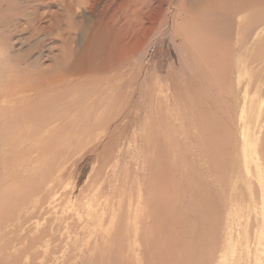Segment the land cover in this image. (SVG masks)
<instances>
[{
    "label": "rangeland",
    "instance_id": "374dc122",
    "mask_svg": "<svg viewBox=\"0 0 264 264\" xmlns=\"http://www.w3.org/2000/svg\"><path fill=\"white\" fill-rule=\"evenodd\" d=\"M187 2L189 0H160L163 14L158 20L157 16L150 17L146 13L145 6L139 0H0V57L2 54L5 57L3 60L9 61L10 65L16 68H27L34 72L41 61H44V66H50L54 60L57 61L56 59L64 49L70 51L73 63H76L87 42L88 32L102 30L106 34L113 35L115 28L123 27L124 19L132 13L141 15L134 19L136 25L134 28L139 27L140 30L135 31V35L133 33L129 36L123 42L124 44H120L117 48L118 53L126 52L129 57L133 48L139 45L138 42L144 41L140 47H137L139 49H136L134 55L119 66L121 74L110 81L106 80L100 87V91L108 90V94L101 97L105 103H98L93 109L92 107L88 109L90 113L93 111V114L103 118L111 116L115 111L116 114L119 112V115H115L116 119L105 127L78 136L84 140L79 138V145H84L79 146L74 153L75 156L73 154L70 160V175L64 178L62 183H57L62 180L60 178L55 180V185L59 186V193L66 189L70 191L68 193L70 195L61 197L59 194L55 198V204L46 215L35 218L19 230L20 232L17 230L18 233L14 231L16 220H19L22 215L34 214L37 210L34 206L40 198L38 195L34 196V193L32 195L27 193L31 197L28 205H23L22 195L26 193L8 192L20 189L23 172L33 171V168L30 169V166L27 167L21 162L20 164L7 162L6 152L14 154L15 151L21 149L20 147L13 148L4 142L3 131L8 130L9 125L2 110L7 105L0 96V210H2L0 211V264H145L142 254L145 250L150 251L147 255L150 261L157 260L156 255L154 256L151 245L144 241L140 246H136L135 252L133 251L137 238L136 232L145 236L146 233L143 232L148 231L146 228L149 224L154 227L155 218L159 217L158 214L163 207L168 208L176 201L180 205H178L180 207L177 208L178 211H183L189 217L192 215V209L188 210L185 206L194 199H198L199 193L186 190L189 184L185 180H180L179 177H177V180L179 179L177 182H182L179 183L178 191L171 180L168 184L169 180L164 174L170 171L172 155L171 159L167 160L171 162L169 161L166 165L160 151L156 152L147 144L148 140L154 139L152 138L155 135L154 132L161 130V123L166 125L170 122L175 125L174 128L171 127L172 138L178 137L183 144L182 149L189 154L197 151L192 149L193 145L186 137L188 132H195L194 129L180 125L182 110L185 111L183 103L179 99L173 103V98L180 91L191 94L196 92L194 85L196 79L190 74L186 62V51L180 36L175 33L176 25L184 16L183 11L187 8ZM149 25L154 26L151 31L145 28ZM114 53H117L116 50ZM262 64L259 76L260 88L256 92L252 85L248 86L249 96L244 112L248 122L241 131L247 145V156L245 157L247 163L243 164L247 168H243L241 162L239 164V168H242L241 172L229 174L226 177V193H209L219 195L221 201L226 200L223 204L227 203L228 210L230 209V220L228 223L224 221L219 233L225 240L222 247L218 249L217 259L219 260L221 255L223 258L219 263L216 262L217 264H240L241 261L242 264H264V160L261 159V153L260 157L258 156V140L261 141L264 138V63ZM84 67L85 64L77 66L79 70ZM116 71L118 72V70H113L110 74L106 73L112 75ZM83 73L85 77L97 76V73L95 75L87 71ZM237 75L236 72L233 78L236 86L239 84ZM242 75L246 74L242 73ZM133 78L135 80L132 84ZM183 78L187 79L188 86L179 84L175 88L174 82L181 83ZM244 83L246 80L242 79V87L245 86ZM94 92L95 90L85 91V97L93 98ZM130 92H132V99L130 98L128 102ZM241 93H243V88H241ZM204 95H202L203 98ZM163 112L168 113V116L160 121L155 113L163 116ZM14 128L16 129L17 126ZM34 131L37 132L35 135L37 139H46L45 129L36 128ZM26 146L27 144L23 148ZM155 155L158 156L157 159L160 162L157 161ZM34 156L38 157L37 154ZM4 161L12 164H6L3 167ZM154 161L159 162L158 165ZM150 162L156 166L153 167ZM151 166L152 170H149ZM189 168L199 172V174L195 173V177L197 174L199 176L205 173L201 176L209 182L212 181L210 185L221 183L217 180L220 178L216 179L209 173L204 160L193 161V165L185 162L181 172L187 176ZM17 171H21L20 174L16 175ZM159 171H162L161 178ZM155 175L156 178L153 177ZM147 177L156 179L157 182L148 181ZM24 179L27 177L25 176ZM196 179H192L189 183L196 184ZM147 181L156 183V186H153L157 197L156 194L151 193L153 183L148 186ZM141 182L144 183L141 184ZM161 186L165 187L166 193L160 192L162 191ZM146 187L150 188L151 192ZM207 187L211 189L210 186ZM145 191L151 194V200ZM176 194H179L178 197ZM137 196L139 199L136 198ZM231 198L232 206L229 205ZM146 199L149 201L147 202ZM161 201H164L163 204L160 203ZM152 205L156 206L153 207L155 210ZM148 206H151L149 207L151 213L148 212L147 216ZM143 207L145 210H143V216L145 214L146 216L141 223L146 222L145 227H141L142 224L140 220L138 222L135 215L139 208ZM152 211L154 213L157 211L158 214ZM68 215L71 218L68 221L69 224L61 219ZM124 217H126L125 220H123ZM151 225L149 229L152 228ZM122 227L125 230L123 232H121ZM141 228L145 230L142 231ZM124 237L127 239L126 242ZM226 240L227 244H225ZM197 254L202 255L204 251L197 252Z\"/></svg>",
    "mask_w": 264,
    "mask_h": 264
},
{
    "label": "bare ground",
    "instance_id": "6f19581e",
    "mask_svg": "<svg viewBox=\"0 0 264 264\" xmlns=\"http://www.w3.org/2000/svg\"><path fill=\"white\" fill-rule=\"evenodd\" d=\"M139 1L145 6L146 13L150 17L154 15L160 20V16L163 14L160 0ZM156 2L158 3L156 4ZM183 14L184 16L180 18V23L175 27V33L180 36L182 45L186 51V62L188 63L190 74L196 79V84H194L196 92L191 94L180 91L177 93L178 96L176 95L173 98V103L178 99L183 103L185 111L182 110L180 125H186L194 129L195 132L189 133L186 131V133L188 132L186 137L193 145V148H191L197 151L189 154L186 150L182 149L183 144H181L178 137L176 139L172 138L171 127L174 128L175 125L170 122L166 123V125L161 123V130L155 131L156 133L154 132L155 135L152 137L154 139L148 140L147 144L149 148H154L156 152L160 151V155L163 156L162 158L166 165L170 161L167 160L172 155V162L170 161L171 164L169 163L171 165L170 171L164 174L169 180L168 184H170L171 180L178 191L179 183L185 180L189 184L186 190H189V192L196 191L195 193H199V196L198 199H194L185 206L188 210H190L189 208L192 209L190 217L184 214L183 211L177 210L180 206L178 201L172 203L168 208L164 209L163 207L160 214L157 211L155 213L152 211L154 214H158L159 217L155 218L154 227L149 224V227L151 225L152 228H146L148 231L143 228L147 232L141 228L144 231L143 233H146L145 236L136 232L137 238L133 249L135 252L136 246H140L143 241L151 245L152 252L154 256L156 255L155 259L157 260L150 261L147 257L150 251L145 250L142 253L145 264H217L223 258L221 255L219 260L217 259L218 249L222 247V243L225 240L221 238V234L219 233L224 221L226 220V223H228L230 220V209L228 210L229 206L227 203L223 204L224 201H221L219 195L209 193H226V177L229 174H237L242 169L239 168V164L242 162L243 166L246 161L247 145L241 131L246 127V123L248 122V118L244 116L247 97L249 96L248 86L252 85L255 91H258L260 88V67L264 63V0H189ZM140 16L134 13L128 15L124 19V26L115 28L113 35L106 34L102 30H91L88 32L87 42L84 49L80 52L81 55L79 54L80 57H78L76 63H73L70 51L64 49L58 56V59H56L57 61L54 60L52 65L46 67L44 66V61H41L38 69L33 72L31 69H20L16 68V66H11L9 61L3 60L4 56L1 54L0 96L7 105L2 110L9 125V129L3 131L4 142H7L13 148L20 147L21 149L15 151L14 154L6 152L7 162L19 164L21 162L27 165V167L30 166V169L33 168V171H25L24 169L25 172L22 175L20 189L9 190L8 192L26 193V195H22L23 205H28L32 193H34V196L38 195L40 198L39 202L34 206L37 209L34 214H25L19 217V220H16L17 224H14L16 229L14 231L16 233L20 232L19 230H22L25 225L35 218H39L40 215H46L55 204V198L59 194L61 197H67L68 193H70L66 189L59 193V186L55 185V180H59L60 178L62 180L57 183H62L64 178L70 175V160L79 146L83 147L84 145L80 141L83 138L78 136L97 131L105 127L113 119H116L115 115L119 112L116 114L115 111L111 116L103 118L100 115L93 114L92 110L90 113L88 109L89 107L93 109L98 103H105L101 97H103L102 95H107L108 90L102 89L100 91V87L106 80L110 81L114 77L119 76L121 74L119 66L126 59L131 58L139 49L137 47L143 44L144 41H141L142 43L138 42L139 45L133 48L129 57L126 52L119 54L117 50L120 44L129 36L133 33L135 35V31L140 30L139 27L134 28L136 26L134 19ZM51 25L49 26L52 27L53 25ZM47 27H44L45 30ZM153 27V25H149V27L145 28L151 31ZM51 31L53 30L51 29ZM33 35L35 34L33 33ZM36 36L38 35L36 34ZM114 50L117 53H114ZM80 64H85V67L79 70L77 66ZM113 70H118V72L116 71V73L109 75ZM86 71L92 72L94 75L97 73V76L85 77L83 72ZM236 72L239 77V84L237 86L233 81ZM242 73L246 75L244 76ZM134 78L132 79V84L135 80ZM242 79L246 80L244 87L241 86ZM171 80L173 81V79ZM174 83L175 88L179 84L188 86L186 78H183L181 83H176V81ZM241 88H243V93H241ZM87 90H95L93 98L87 99L85 97V91ZM202 95H204V98ZM131 97L132 92L129 93L128 102ZM155 114L160 121H163L168 116V113L164 112L163 116ZM13 125L17 126V128L15 129ZM36 128L47 131L46 139H37L35 136L37 132L34 131ZM237 136L239 137L237 138ZM79 138V141L83 145H79ZM26 144L27 146L23 148ZM258 146V156L260 157L261 153V159L264 160V138L261 141L260 139L258 140ZM8 154L13 157H9ZM35 154L38 157H35ZM157 155L159 156L158 153ZM158 156L156 157L155 155L156 159ZM199 160H204L208 166L209 173L216 179L220 178L217 180L221 183L210 185L209 183L212 181L209 182L201 176L205 175V173L202 172L203 174L199 175L201 178H198L199 172L194 171V169L190 170L189 168V171H187L188 169L185 170L188 172L187 176L184 172V174L181 172L185 162L193 165V161L199 162ZM154 162L156 163V161ZM12 163H5L4 161L3 167L6 164L10 165ZM158 163L156 164L158 165ZM23 164L22 166H24ZM179 165L182 166V169L179 168ZM152 166L149 170H152ZM19 172L17 171L16 175ZM197 172V177H195V173ZM13 175L15 176V174ZM156 175L158 177V174ZM156 175L153 177L156 178ZM159 175L161 178L162 171H159ZM193 175L194 177H192ZM25 176L27 179H24ZM180 176L181 178L183 176V178L181 179ZM177 177L182 181L178 183L179 179L177 180ZM144 178H142L143 181ZM192 179L197 180L196 184L189 183ZM10 180L9 182H11ZM149 180L157 182L156 179L148 178ZM12 181H14V178H12ZM148 181L147 185L153 183V181L149 183ZM153 185L156 186V183L151 184V187ZM141 186L143 188V185ZM154 186L151 189L153 192L150 191V188H146L149 192L156 194L154 193ZM207 186H210L212 190H209ZM161 190V193H166L164 186H161ZM141 191L140 193H142ZM147 195H149L147 197H150L151 194L148 193ZM164 195L162 196L165 197ZM149 200H151V197ZM145 201L144 204L146 203ZM162 202L164 201L160 203L163 204ZM232 203L233 200L231 198L229 205L232 206ZM154 206L152 205V208ZM156 206L159 205L156 204ZM149 207L151 208V206H148L147 211L146 204L147 216L148 212L151 213ZM143 210L144 207L142 209L139 208L138 213H135L136 219L138 222L140 220V223L143 221L144 216H146V214L143 216V212L145 211ZM153 210L155 209L153 208ZM124 216H126L125 213ZM61 219L69 224L70 222L68 221L71 218L68 215L64 219L61 217ZM125 219L126 217L123 220ZM144 223H141V227H145ZM192 223H194V226H192ZM122 229L121 232L125 231L123 227ZM42 233L44 234L45 231ZM124 240L126 242V237H124ZM124 240L122 239V241ZM114 242L116 241L114 240ZM227 242L226 240L225 244ZM202 250L204 254L198 255L197 252H202ZM240 264H242V261Z\"/></svg>",
    "mask_w": 264,
    "mask_h": 264
}]
</instances>
